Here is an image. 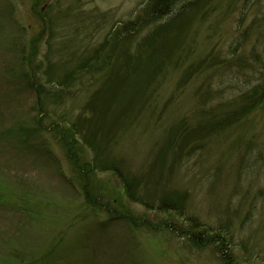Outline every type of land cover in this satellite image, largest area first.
Segmentation results:
<instances>
[{
  "label": "rangeland",
  "instance_id": "rangeland-1",
  "mask_svg": "<svg viewBox=\"0 0 264 264\" xmlns=\"http://www.w3.org/2000/svg\"><path fill=\"white\" fill-rule=\"evenodd\" d=\"M147 3L0 0V264H264V104L242 95L263 75L264 0H200L166 65L151 19L114 35ZM71 73L60 99L29 84Z\"/></svg>",
  "mask_w": 264,
  "mask_h": 264
},
{
  "label": "trees",
  "instance_id": "trees-1",
  "mask_svg": "<svg viewBox=\"0 0 264 264\" xmlns=\"http://www.w3.org/2000/svg\"><path fill=\"white\" fill-rule=\"evenodd\" d=\"M199 1L200 0H148V3L145 7V12H147L148 14H144L141 16L140 14H142V13H139V15H140L139 18H137L135 20H128V21L122 23L120 25L121 27L113 30V31H115V34H114L115 38L117 41L122 36H126L128 38L132 33H134L136 30H138V28L141 25V22L143 20L151 19L152 20L151 22L154 24L153 25V31L154 32L150 35L151 36L150 40L152 41V47L155 46L157 43H159V42L154 41L155 35H160L162 38V41L156 47V50L154 52H155V55H157L156 57L160 59L161 65H166L168 62H170L171 55L169 53L165 54L164 52H162V50L164 51L166 48H169V44H167V42H166V40H168V36L165 37V33H167V32L171 33V32H173V30L178 32V33L182 32L180 26H178V24H177V22L179 23V21H178L179 18L183 14H186L187 11H189V12L193 11L192 9H194V7H196V5ZM41 19H43L45 23L47 22V19H45L44 17H42ZM174 26L176 28H174ZM176 32H174V33H176ZM178 33H176V34H178ZM39 37H40V35H38L36 39H39ZM12 45L14 46V43H12ZM22 48H24L23 45H21V51H20V52H22L21 59H23V58L26 59L24 57V49H22ZM101 50L102 49H100V51L94 53V55H93L94 58L92 57L94 60H96L97 56H101L99 54V52L102 53ZM35 54H36L35 51L32 52L30 54V56L28 57V59ZM260 57H261V59H259L258 64L260 67V71L263 74V75H261V79L259 78V80L254 85H250V83H248L247 86H248L249 90L246 93H243V94L241 93L243 95V97H246V95L249 94V97L247 99V101H249V104H247V105L251 106L250 108H254V106H256V105L261 106L264 104V42H263V46L261 49ZM28 59H26V61ZM79 75H80L79 73H71L70 75L66 76V78L63 79L60 83L55 84L54 86H53L54 83L52 82L53 83L52 87H50L48 90H44V91H43L42 85L39 83H38V86L35 87L33 85L34 83L31 81V78H30L29 84L31 85L30 87L32 89L37 91L40 99H46V100H50V99L53 100V99H58V98L60 99V95L58 94V92H61V90L66 88V87L70 88L72 86V83H71L72 80L78 78ZM66 95H68V94H66ZM36 105L39 108L40 107L43 108L44 101L37 99ZM26 130L27 129L23 130V136H25L24 132ZM69 130H70L69 131L70 136H72V137L78 136L77 139L80 140L81 131H79L77 129V125H75L74 123L69 124ZM36 133H37V131L33 130L31 134L36 135ZM26 136H27V134H26ZM105 165L108 166L107 164H105ZM107 169L116 170L118 173L120 172L118 167H116L115 165L109 166V167H107ZM119 180L122 181L121 183L123 184L124 189L129 190V193L131 194L130 196L133 197L134 193L132 192V190H130L131 185L129 182H127V179L124 176L120 175ZM86 192H85V195H86L85 197H87V203H91L93 200L91 197H94V195L91 192H87V193ZM83 194H84V192H83ZM180 206L181 205H178V203H175V202L169 201V200L167 201V199H164V200H161L160 203L157 205V207H156L157 211L156 212L165 214L166 215L165 218L166 217L169 218L170 214L175 215L174 213H177V212L179 213V215H182V213L180 212L182 210V208ZM166 219L164 221V225H166V227H167L168 224L166 222ZM202 227H204V226L200 225L198 228V223L196 221H194V219H189L188 228L186 229V234H188L189 237L191 239H193V241L196 244H198V246H201L203 243L199 241L198 234L196 233V231H199L200 229L203 230L204 228H202ZM212 234H214V232ZM216 234H219V235H216V237H220V238H217L216 241L219 242V245H223L225 243V239H224L225 237L222 236L219 231H217ZM224 247H226V245L220 246L218 248L219 253H223ZM220 260H221L222 264H228V262L222 261V259H220Z\"/></svg>",
  "mask_w": 264,
  "mask_h": 264
}]
</instances>
